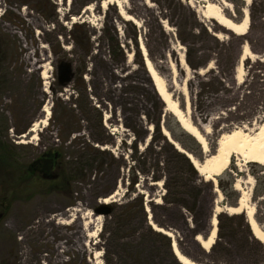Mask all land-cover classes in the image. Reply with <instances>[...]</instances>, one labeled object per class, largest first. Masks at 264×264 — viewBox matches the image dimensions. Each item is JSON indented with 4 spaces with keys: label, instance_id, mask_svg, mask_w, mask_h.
<instances>
[{
    "label": "rangeland",
    "instance_id": "rangeland-1",
    "mask_svg": "<svg viewBox=\"0 0 264 264\" xmlns=\"http://www.w3.org/2000/svg\"><path fill=\"white\" fill-rule=\"evenodd\" d=\"M103 1L0 0V11L7 9L0 18V155L16 161L15 172H0V264H180L167 246L168 237L149 233L141 217L119 225L109 215L102 222L96 219L94 210L116 192L106 205L125 203L132 193L143 196L148 225L158 220L170 227L172 243L198 264L264 263L259 247L244 246L245 229L237 217L247 218L246 213L226 210L237 206L241 193L236 190L238 195L227 197L218 187L222 179L227 189L238 183L248 194L250 178L256 185L257 173L262 174L264 191V166L234 155L216 181L198 172L214 185V199H206L212 212L216 206L229 217L237 216L232 224L224 219L220 232L218 227L213 256L193 237L190 212H184L189 226L179 207L163 204L165 179L151 178L165 172L186 175L180 150L203 164L215 154L222 135L244 127L255 130L264 123V0L249 5L227 0L231 9L225 12L233 21L241 22L244 10L249 13L243 36L202 17L201 0H121L140 25L124 20L115 5L103 9ZM89 5L93 9L86 12ZM141 41L184 113L188 90L190 119L204 130L206 152H199L177 129L145 67ZM246 45L251 57L244 61L239 81L229 58L237 66ZM188 51L193 65H209L193 70ZM182 55L187 70L181 66ZM65 63L73 65L74 77L62 87L59 67ZM90 101L103 113L104 134L95 126L94 113L88 114ZM46 106L51 115L46 127L40 124L38 139L32 140L33 133L21 139L19 135L44 119ZM97 140L106 141L99 147L110 155L90 149L98 147ZM46 154L53 160L48 173L42 171ZM64 158L70 169H84V176L72 174V195L53 186ZM136 176L139 182L133 186ZM253 191L248 207L255 206V219L264 231V194L257 198ZM210 229L209 222L200 229L201 236H209Z\"/></svg>",
    "mask_w": 264,
    "mask_h": 264
},
{
    "label": "bare ground",
    "instance_id": "bare-ground-1",
    "mask_svg": "<svg viewBox=\"0 0 264 264\" xmlns=\"http://www.w3.org/2000/svg\"><path fill=\"white\" fill-rule=\"evenodd\" d=\"M201 1L205 3V5L199 10L202 17L214 20L219 26L240 36H243L248 32L250 18L247 10H244L243 12V20L237 23L231 18H229L225 12L226 10L231 9V4H229L227 0H220V3L213 2L212 0ZM245 1H247L248 5L251 2V0ZM110 5H115L119 8V14L124 20L140 25L139 21L135 20L131 15L126 12L124 3L121 0H104L102 7L103 9H107ZM92 9L93 6L89 5L86 7V12H90ZM140 50L144 56L145 67L147 68L149 76L151 77L154 88L163 103L165 104V106L167 107L166 110L172 113L177 119H179L185 131L192 135L200 143L204 152H206L208 148V143L202 133L204 132V130L202 131V129H199L198 127L194 126L190 119L191 100L188 96V90H184V94L185 96H187L186 110L184 113L181 111L179 103L172 99V95L168 90V86L166 85L164 78L160 76L154 64L151 62V59L148 56L147 47L143 41H141ZM250 55V49L246 45L243 48L241 61L239 62L238 67L235 71L236 79L239 81L242 80L244 77L243 63L246 59L251 57ZM132 56L133 55L130 53L129 58L131 59ZM180 62L181 66L187 70L188 67L186 66L184 55L181 56ZM43 77L48 78V74L44 72ZM42 112L43 114H45L44 119L40 122L38 121L37 123H35L30 129V133L34 134V136L32 137L33 141H36L38 139L40 124L43 127H46L48 125V120L51 115V108L49 106H46L43 108ZM165 135H168V133L166 132ZM26 137L27 136L23 135L21 139H24ZM20 143L25 144V141L22 140ZM234 155L239 156L243 159V161L245 160L246 163H256L264 166V123H262L260 127L255 130H248L246 127H244L222 135L218 141L215 154L206 159L203 164L197 163L190 156L189 158L191 159L195 168L201 175L206 174L209 177V180L216 181V179L214 178L218 177L229 168L231 159ZM237 166L239 165L237 164ZM250 179L251 182H249V184L251 185V187L248 194L246 192H242L244 190L239 187L238 183L235 185V190L241 193V197L236 207H228L226 210L231 214H240L245 212L247 216V221L251 227L254 236L264 245V231H262L255 219L256 208L255 206L248 207V200L252 195L253 187L255 185V180L253 178ZM117 195L118 192H116L110 197L105 198L102 203L109 204L110 201L114 199ZM221 212V208L217 207L215 210V214L217 215ZM96 219L102 222V216H98L96 217ZM90 223L91 222H88L87 224ZM150 224L156 232L162 233L169 238H174V233L171 230H165L152 222H150ZM211 229L212 232L207 238L202 237L201 235H198L196 238V241L201 245L203 249H205L206 252H209L216 242L218 232V219H213ZM172 248L175 257L177 258V261L180 264H198L186 257L184 254H182L175 240L173 241Z\"/></svg>",
    "mask_w": 264,
    "mask_h": 264
},
{
    "label": "trees",
    "instance_id": "trees-1",
    "mask_svg": "<svg viewBox=\"0 0 264 264\" xmlns=\"http://www.w3.org/2000/svg\"><path fill=\"white\" fill-rule=\"evenodd\" d=\"M188 10L190 11V8H188ZM193 15H194V13H193ZM75 27H78V26H75ZM76 31H77V29H76ZM161 31H162V29H161ZM193 32H196V31H193ZM162 33H163V31H162ZM179 40L182 43L186 44V39H185V37H183V35H179ZM87 44H89V43H87ZM190 56H191V53H190V51H188L187 52V61L193 70H199L201 67H206L209 65L208 63H205L203 66L197 65L198 67H196L195 65H193L192 61H189ZM231 60H232V57L229 58V63H231L232 68H235V71H236V68L238 67V65L236 66V64H235L236 61H231ZM153 99L157 103L161 102L160 98L156 94L153 96ZM89 105H91V107L89 108L88 114L94 113L93 115H95V117H94L93 121L95 120L96 128H98L100 131H102V133L103 132L106 133L107 130L103 124V113H102V111H100L96 107L92 106L91 101H90ZM91 117H93V116H91ZM172 119L175 122L177 129L180 131L183 138L185 140H188L189 142H191L193 144V146L195 148H197V150L199 152H202V147L198 143V141L181 127L180 123L177 121V119L174 116H172ZM95 143H96V145H98V147L97 148H95V147L91 148L90 147V149H92L93 151H95L99 155H105V154L110 155V153H108L107 151L100 150V148H101V147H99L100 145L102 147H104L107 144L105 140H97V141H95ZM182 146H184V148H188V147H185V145H183V144H182ZM175 152H176V150H175ZM177 155L183 160V162L187 168L186 175L182 174V173L180 174L179 172H175V173L165 172L161 176L155 175V173H154V175H152L151 178H152V181H154V182H160L163 179H165L164 186L166 187V193L162 197L163 204L165 206L171 207V208H173V206L179 207V209H181V218L184 221V223L187 225L189 224L188 223L189 221H188L184 212H185V210L190 212V215L192 217L191 221H192V223L195 224V227L193 229H191V233H192L193 237H195V240H196L197 236L201 235V233H202V231H201L202 227L204 225L205 226L208 225V223L210 222L211 217L214 213L215 209H213V212H212V207L211 206L208 207V201L206 199L207 198H209L211 200L214 199V189L215 188L211 182H205L202 179V177L199 176L198 170L195 168L191 159L185 155V153L180 151L177 153ZM61 160L62 161H60V164L58 167L59 168L58 174L54 178L55 183L53 186H55L56 192L68 193L69 195H72L73 191L71 188H72V182L74 180L72 178L73 177L72 174H74L75 176H84V169L80 168V167H77L75 170L70 169L69 167H67V162H66L65 158L61 159ZM89 160H91V157L89 158ZM9 161H11L12 163ZM13 162L16 164L15 160L14 161L8 160L6 153L2 154V156L0 155V172L4 171L5 174L9 173L10 171L15 172L16 167H14ZM89 167H90V170L91 169L93 170V165L91 163H89ZM17 168L19 170V167H17ZM19 171L23 174L22 169ZM253 175L257 181L256 185L254 187L253 194L255 197L260 198L264 194V191L261 190V182H262L263 177H262V174L253 173ZM138 182H139V178H138V176H136L133 179L131 185L135 186ZM218 187L224 193V195H226L227 197L238 195L237 191L234 189V187H235L234 183L231 184L230 187L227 189L224 186L222 179H219ZM15 190H18V187ZM190 202H192V205H190ZM234 207H236V206H234ZM199 209L201 210L200 213H198ZM109 217H111L112 219L117 221L118 225L121 223H124V222L127 223L128 221H133L137 217H141V220L143 222V226H144V220L146 221L145 222V228L147 229V231H149V233H153V234H156L158 236H162L161 235L162 233H159V232L156 233V231L154 233V231L151 228L152 225L151 226L148 225L146 207H145V198L141 195H137V196L133 197V193H132L130 198H128V200L125 203H119V204L114 203L113 205H110ZM236 217L237 216L229 217L226 214H224V212H221L220 214H218L217 219H218L219 232L223 228L224 219L226 221H230L232 224L235 221ZM237 218L241 219V222L243 223L241 225H243V228L245 229L243 231V233H244L243 234L244 235L243 236L244 246L247 245L246 247L250 246V248H251V247L256 245L257 247H259L261 249V252L263 253V257H264V245L254 236V234L251 230V227L247 221V218L243 215H240ZM202 220H203V222L201 223ZM257 221L260 222L259 219H257ZM156 222H157L156 225L158 224L157 226H159L165 230L171 229L168 226H162L158 220ZM189 226H190V224H189ZM231 234L233 235V232ZM207 237H208V235L206 236V238ZM168 238L165 237V240L167 242V246L169 247V249H171L173 243L170 240V238L169 239ZM218 245H219V243L217 241V242H215V244L211 248V251H210L211 256L215 255ZM171 256L173 257V259L175 258L172 255V253H171ZM262 264H264V263H262Z\"/></svg>",
    "mask_w": 264,
    "mask_h": 264
},
{
    "label": "water",
    "instance_id": "water-1",
    "mask_svg": "<svg viewBox=\"0 0 264 264\" xmlns=\"http://www.w3.org/2000/svg\"><path fill=\"white\" fill-rule=\"evenodd\" d=\"M59 70H60V79H59L60 85L62 87H65L69 83H71L73 75H74L73 74L72 64L71 63H65V64H63V65H61L59 67ZM177 120L179 121V119H177ZM179 123L181 124L180 121H179ZM181 126H182V124H181ZM46 162L50 163L52 161L48 160ZM214 208H216V206ZM94 214L96 215V217H98V216H108V215H110V206L100 203L99 207L94 210ZM214 218L217 219V215L215 214V212L213 213V215L211 217V220H210V224L211 225H212V222H213ZM211 232H212V229H210V233ZM210 233H209V235H210Z\"/></svg>",
    "mask_w": 264,
    "mask_h": 264
},
{
    "label": "flooded vegetation",
    "instance_id": "flooded-vegetation-1",
    "mask_svg": "<svg viewBox=\"0 0 264 264\" xmlns=\"http://www.w3.org/2000/svg\"><path fill=\"white\" fill-rule=\"evenodd\" d=\"M73 67V65H72ZM73 74H74V68H73ZM74 77V75H73ZM73 79V78H72ZM30 134V132H28V135ZM21 137V135H19ZM58 157V155H55L54 158L56 159ZM52 161L50 163H47L46 161ZM53 166V160L50 158V155L46 154L43 156V168L42 171H44L45 173H48V171H51V167Z\"/></svg>",
    "mask_w": 264,
    "mask_h": 264
},
{
    "label": "built area",
    "instance_id": "built-area-1",
    "mask_svg": "<svg viewBox=\"0 0 264 264\" xmlns=\"http://www.w3.org/2000/svg\"><path fill=\"white\" fill-rule=\"evenodd\" d=\"M5 8V7H4ZM6 11V9H4V11L1 10L2 13H4ZM1 15V14H0Z\"/></svg>",
    "mask_w": 264,
    "mask_h": 264
}]
</instances>
